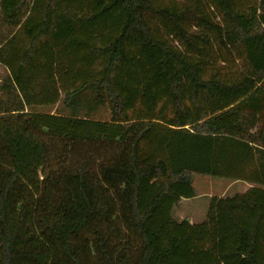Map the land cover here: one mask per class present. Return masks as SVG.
I'll list each match as a JSON object with an SVG mask.
<instances>
[{
	"label": "trees",
	"instance_id": "1",
	"mask_svg": "<svg viewBox=\"0 0 264 264\" xmlns=\"http://www.w3.org/2000/svg\"><path fill=\"white\" fill-rule=\"evenodd\" d=\"M8 93L0 264H264V0H0Z\"/></svg>",
	"mask_w": 264,
	"mask_h": 264
},
{
	"label": "rangeland",
	"instance_id": "2",
	"mask_svg": "<svg viewBox=\"0 0 264 264\" xmlns=\"http://www.w3.org/2000/svg\"><path fill=\"white\" fill-rule=\"evenodd\" d=\"M22 97L15 94L0 96V112L25 110ZM195 196L186 198L176 205L174 215L194 223L205 221L208 216L213 196L234 195L243 192L250 184L243 180H231L227 177L196 173L193 179Z\"/></svg>",
	"mask_w": 264,
	"mask_h": 264
},
{
	"label": "crops",
	"instance_id": "3",
	"mask_svg": "<svg viewBox=\"0 0 264 264\" xmlns=\"http://www.w3.org/2000/svg\"><path fill=\"white\" fill-rule=\"evenodd\" d=\"M24 105V103L22 102V106ZM25 106V105H24ZM186 198H184V199H182L180 202H179V204L180 203H182V201H184ZM180 219H182V218H180ZM188 220V219H187ZM191 222V221H190Z\"/></svg>",
	"mask_w": 264,
	"mask_h": 264
}]
</instances>
